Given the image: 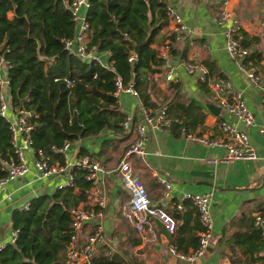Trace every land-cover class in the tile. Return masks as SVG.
I'll return each mask as SVG.
<instances>
[{"label":"crops","instance_id":"1","mask_svg":"<svg viewBox=\"0 0 264 264\" xmlns=\"http://www.w3.org/2000/svg\"><path fill=\"white\" fill-rule=\"evenodd\" d=\"M173 3L182 22L191 31L193 44L183 39L171 43L169 58L165 63L162 62L159 71L149 77L159 92L152 91L153 96L161 104L172 101L175 93L194 99L200 104L204 115L201 124L193 130L194 135L209 139L221 138L218 122L225 121L246 135L256 158L230 163H208L207 159L223 154V147H207L185 137L181 131L174 136L170 128L168 131L148 130L145 154L140 159L132 157L131 165L146 187L151 202L157 203L174 218V232L168 235L159 221L151 219L150 225L156 239L150 240L148 235H138L119 214L120 204L128 195L117 176L112 172L97 174L106 189V205L100 219L106 239L98 246L95 255L103 251L107 259L110 258L115 264H264L263 243L248 238L255 227L253 214H264V134L259 132V129H264V114L260 105L264 94V0H229L227 4L232 19L236 20L237 27L244 34L243 41L248 54L260 55L259 59L247 60L259 74L257 87L246 82L237 62L229 58L225 51L222 29L216 23L219 0H173ZM7 16L10 18L12 13L8 12ZM75 31L77 26H74ZM170 38V23L160 18V26L152 36L149 47L157 52ZM93 54L100 65H107L106 51H94ZM179 58L203 64L212 77L226 78L232 88L242 95L246 107L253 115V124L244 126L221 109L213 115L205 107L208 103L216 105L211 91L184 72L177 63ZM206 62H209L210 67ZM169 68L177 82L164 81V72ZM169 83L175 84L176 89L168 88ZM163 97H167L166 101ZM138 103L137 96L127 92H121L116 98L117 108L125 116L131 120L135 116L133 123L140 119ZM7 113L10 114L9 108ZM131 138L132 130L126 131L125 135L103 130L96 136L70 142L68 152L72 154L82 148L84 155L110 169ZM26 161L29 171L22 178L5 185L4 191L11 195L12 200H2L3 191H0V245L9 243L10 216L19 204L32 197L52 193L62 182L61 177L36 180L30 154H26ZM155 176L168 181L169 192L166 198L160 199L162 187ZM76 190V187L73 188V191ZM205 192L211 193V238L202 255L195 261L179 259L168 252V247L174 246V236L177 233L183 237H196L199 223L196 212L187 201L181 202L182 209L179 211L173 205L183 193ZM93 229V222L85 224L78 234V240ZM191 249L189 247L185 252H180L186 253Z\"/></svg>","mask_w":264,"mask_h":264},{"label":"trees","instance_id":"2","mask_svg":"<svg viewBox=\"0 0 264 264\" xmlns=\"http://www.w3.org/2000/svg\"><path fill=\"white\" fill-rule=\"evenodd\" d=\"M67 1L0 0V53L8 62L9 105L23 106L36 113L31 119L32 146L40 148L50 161L57 158L51 146L96 136L103 130L126 134L120 125L125 115L112 95L114 74L123 84L132 82L138 104L143 108L154 109L161 104L152 94L157 88L149 78L162 64L156 51L149 47L160 18H164L160 0H88L86 45L95 51L108 52L110 68L94 60L80 59L62 48L60 40L74 34ZM8 12L12 13L10 18ZM147 33L145 43L135 51L134 45ZM242 36V45L246 47L243 33ZM129 51L137 57L134 64L126 60ZM259 57L250 53L246 60ZM64 78L72 79L73 85L66 87ZM168 88L175 90L176 85L169 83ZM162 99L166 101L167 97ZM166 114L176 119L170 126L174 136L180 134L181 126L193 132L204 116L197 101L179 93L166 104ZM135 119L134 116L132 121ZM11 152L8 123L0 117V160ZM83 152L78 148L77 154ZM73 174L76 191L72 187H58L50 194L30 198L27 210L11 213L10 225L16 237L12 244L6 243L0 249V264H62L70 234L69 209L85 200L90 186L84 171L74 170ZM248 238L264 245V237L256 227ZM172 244L176 250L185 252L196 246V237L176 233ZM91 264L115 263L100 251Z\"/></svg>","mask_w":264,"mask_h":264},{"label":"built area","instance_id":"3","mask_svg":"<svg viewBox=\"0 0 264 264\" xmlns=\"http://www.w3.org/2000/svg\"><path fill=\"white\" fill-rule=\"evenodd\" d=\"M229 0H219L216 23L221 27L224 37V47L229 58L237 62L246 82L257 87L259 84V74L254 69L246 57L248 51L242 45V33L236 25V20L232 19L228 9ZM163 17L170 23L171 38L166 41L156 52V55L163 63L170 56L171 43L180 40L193 44L191 31L182 22L181 17L174 6L173 0H160ZM71 19L77 31L70 38H62V48L69 54L80 59L89 61L94 60L100 64L94 56L93 47H87L86 40L89 36L88 24L85 21V11L89 5L88 0H69L66 2ZM125 37V35H124ZM1 47V43H0ZM108 53V52H107ZM109 55V53H108ZM127 62L134 64L137 57L133 51H129ZM178 65L184 72L195 77L197 81L204 84L212 93L215 104L227 114L233 116L244 126L253 124V115L246 107V104L239 91L232 88L228 80L224 77H212L208 74L207 68L201 63H195L185 58L177 60ZM103 66V65H102ZM105 67L109 64L104 65ZM8 62L0 53V117L8 123L9 141L12 147L11 155L6 159L0 160V191H3L2 200L10 202L11 195L4 191L5 185L11 181L22 178L28 171L26 154L31 155L33 175L36 180L49 179L51 177H61L62 182L58 187H72L73 171L81 170L85 172V179L90 181L85 202L76 204L69 209V238L65 246V252L62 264H91L96 249L105 242V234L101 227L102 210L106 205V189L102 182L98 180L97 174L114 173L120 181V184L126 191L128 198L120 204L119 214L125 221L136 231L138 235H148L150 240H155L156 235L150 225L151 219H156L168 235H172L175 229V220L170 213L160 207L157 203H152L149 199L146 188L140 177L133 171L130 159L143 158L145 154V142L148 130L168 131L171 124L176 119L166 114V103L160 104L154 109H145L140 106V119L132 122L129 116H125L121 122V127L126 131L132 130V138L127 146L123 149L119 159L113 168H106L98 161L88 155L69 154L70 142H64L59 147L51 146L50 150L56 154L57 158L50 161L49 157L40 149H34L30 132L33 129L31 119L36 117L32 109H26L23 106L12 108L7 98L8 78L6 71ZM163 79L165 82H177L171 69L164 72ZM64 85L71 87L72 79L64 78ZM113 97L117 98L121 92H127L136 96L132 82L123 84L121 78L114 74L113 76ZM261 110L264 114V94L260 99ZM10 111L8 115L7 111ZM218 129L221 138L209 139L200 135H194L192 132L180 127L181 134L187 138L196 140L207 147H223L224 152L217 158H209L208 163H230L234 161L254 160V152L248 145L246 135L236 129L234 126L225 121L218 122ZM264 134V129H259ZM156 181L162 187L160 199L166 198L169 192V183L166 179L155 176ZM101 185V186H99ZM211 193L202 194L183 193L179 200L173 205L176 211L182 209L181 202L187 201L194 209L199 223V230L196 235V246L186 253H181L174 246L168 247V252L173 256L186 260L195 261L204 252L211 238V214H210ZM28 201H25L17 207V211L28 209ZM94 223V229L86 232L81 240H78V234L85 224ZM253 225L259 229L260 236L264 237V214H253ZM16 237V231L10 230L9 243L12 244ZM3 245H0V249Z\"/></svg>","mask_w":264,"mask_h":264},{"label":"water","instance_id":"4","mask_svg":"<svg viewBox=\"0 0 264 264\" xmlns=\"http://www.w3.org/2000/svg\"><path fill=\"white\" fill-rule=\"evenodd\" d=\"M149 34L147 33L145 38L139 43V44H136L134 45V50L135 51H138V48L141 44L145 43L146 39L148 38ZM205 107L213 114V115H216L218 114V112L220 111V108L216 105H213L211 103H208L205 105Z\"/></svg>","mask_w":264,"mask_h":264},{"label":"rangeland","instance_id":"5","mask_svg":"<svg viewBox=\"0 0 264 264\" xmlns=\"http://www.w3.org/2000/svg\"><path fill=\"white\" fill-rule=\"evenodd\" d=\"M136 174V173H135ZM137 175V174H136ZM138 176V175H137ZM141 179V178H140ZM61 180H62V178H61ZM43 181V180H42ZM142 181V180H141ZM54 187V185L51 187V188H53Z\"/></svg>","mask_w":264,"mask_h":264}]
</instances>
